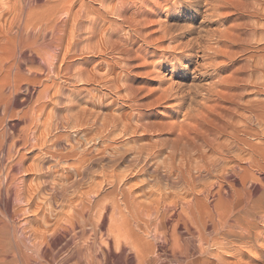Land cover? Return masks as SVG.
<instances>
[{"label": "rangeland", "instance_id": "rangeland-1", "mask_svg": "<svg viewBox=\"0 0 264 264\" xmlns=\"http://www.w3.org/2000/svg\"><path fill=\"white\" fill-rule=\"evenodd\" d=\"M56 1L58 0H32L31 2L28 0L27 2L22 1L24 4H21L25 9L30 7L29 9L35 16L37 14L39 16L40 13V16H43L44 12L47 15L56 10L53 7L59 3ZM83 1L87 3L85 4L86 14L84 13L80 25V28L81 26L83 28L76 29L75 27L77 35L73 40H71L72 32L70 33L73 30L72 21L66 26L67 35L65 34L64 42L71 40L79 44L76 52H72V57L69 59L70 76L67 75L61 79L54 78L60 93L51 100L41 99L39 101L43 102L41 105L43 115L39 117L40 120L38 118L37 121L34 119L32 122L24 117L22 115V111L26 109L24 104L14 106L13 109L18 113L13 116L7 115L6 121L1 123L0 132L5 131L7 135L0 145V160L4 161V156L6 157L4 164L2 162L0 164V171L3 172H0V183L12 170L10 166L18 161L15 158L19 159L20 155H24L25 160L22 166L27 168L33 165V169L21 171L18 174L20 176H18V181L22 176L23 180H21H25L27 185L32 184L36 192L33 194L34 200L30 202H17L14 201V197L5 199L6 201L3 197L0 199V262L1 264H178L172 259L171 253L165 246L156 247V252L160 255L157 258L151 253L152 255L142 261L136 259L135 252H131L130 249L114 250L110 253L97 248L93 255L95 259L90 258V262H86V258H80L75 248L82 241L80 234L75 232L77 230H73L74 234L72 229L67 231V229L54 228H57L58 221H60L58 219L64 217L77 205L78 195L83 187L87 188L91 183L92 175L95 176L101 167H109L111 164L109 150H103L104 153L99 150V147L104 145H102L101 137L104 135L107 137L111 131L105 130L104 126L110 124L111 121L122 124L129 122L128 124L132 127L135 125L133 127L135 132L128 136L116 137L119 141L120 152L129 155L138 145L149 146L152 143L160 144V142L164 143L172 139V136L175 137L178 132L181 122L189 123L195 118V111L192 112L189 107L183 105L184 101L181 97L184 91L198 92V101L196 100L197 102L193 104V108L197 109L198 104H210L213 101V98L203 97L206 92H215L225 87L227 77L232 75L242 78L239 87L244 92H252L259 87L262 89L260 83L264 81V66L261 63L262 60L264 61V0ZM81 3L82 0L77 3L74 11L81 8ZM3 5L7 6L4 3L1 6ZM51 5L53 10L49 9ZM98 8L102 10L101 14L93 12ZM45 9L49 12L47 13ZM37 11L38 13L35 14ZM40 36L43 37V35ZM49 36L48 38L41 37L42 39L38 37L37 42L48 41ZM108 62H112V65L110 66ZM41 77L45 83L51 82L46 81L45 74ZM215 87L218 88L213 89ZM167 88H172V92L162 99L163 101H156L159 94ZM210 88L212 90H209ZM35 96L37 95L32 97L30 104L36 102L37 97ZM1 110L2 108L0 109L2 115ZM26 126H30L34 133L30 135V142H27L29 144L23 145L22 140L17 137L22 135L19 130L26 129ZM28 130L25 131L28 133ZM42 133L43 140H47L45 147H39L37 139L32 136L35 134L37 137ZM31 137L35 138L37 145ZM222 138L226 136L223 135ZM249 139L258 143L261 141L259 138L249 137ZM9 148L11 149L10 158L7 152ZM47 152L64 156L69 163L76 162L77 156L85 154L88 158L86 162L88 174L83 177L81 175L83 173L79 171L80 167L67 166L64 162L58 163L56 159L48 158ZM128 163L125 161L121 169H125L124 165ZM40 168H42L41 171ZM136 171L133 170L132 173L128 171L127 175L136 176ZM192 171L194 173L193 167ZM164 172L165 169L161 166L158 173L161 176ZM150 173L152 175L149 178L148 175L134 177L130 184L144 178L148 182L146 188L148 194H150V187L155 188L158 184L166 185L163 180L157 181L154 176L157 173H154L151 168ZM27 185L26 188H28ZM236 187L240 188L238 185ZM141 192H144V189ZM262 194L259 190L252 196L261 198ZM120 204L121 209L127 213L133 224L134 208L129 203L120 202ZM44 214L47 215V219L44 218ZM107 217L103 223L104 229L108 226H105L108 224L109 215ZM61 220L63 221L62 218ZM44 228L46 232L49 231L46 233L47 239L36 238V234L44 232ZM36 229L37 232L33 231ZM50 232L52 233L49 234ZM19 242L20 245H18ZM237 243L229 246V249L221 250V252L227 250L224 254L227 256L226 259L232 257V254L237 255L243 249L246 251L243 260L245 264H264L257 248H249L241 242ZM28 245L29 247L32 245L33 251L29 247V251L26 250ZM19 248L25 249V253L28 251L30 255L26 254L29 257L22 258L18 251ZM254 251H257V254ZM2 259L6 261H1ZM231 259H229L230 264H232Z\"/></svg>", "mask_w": 264, "mask_h": 264}, {"label": "bare ground", "instance_id": "bare-ground-1", "mask_svg": "<svg viewBox=\"0 0 264 264\" xmlns=\"http://www.w3.org/2000/svg\"><path fill=\"white\" fill-rule=\"evenodd\" d=\"M22 1L27 2L28 0H0V4L7 5L5 7L0 5V109L2 108L1 111H3L2 115L0 114V127L7 115L13 116L18 113L13 109L14 106L25 104L26 109L22 111V115L32 122L34 119L37 121L39 117H42L41 105L43 102L39 101L41 99L51 100L60 93L54 78L61 79L67 75L70 76L69 59L72 57V52H76L79 44V42L71 40L77 35L75 27L76 29L83 28V26L80 28L81 19L84 13L86 14L85 4L87 3L83 0L80 4L81 8L79 7L80 9L77 11H74V8L80 0H58L59 3L56 1L57 6H53L56 10L47 15L44 12L45 16H40V12L39 16L38 14L35 16L29 6L28 9L24 8ZM52 5L49 9H52ZM46 6L49 7L47 4ZM47 11L49 12L48 9ZM93 12L101 14L102 10L98 8ZM70 21L73 25L70 24L73 29L70 31L72 37L69 35L71 40L64 42L67 33L66 26ZM40 35H43L44 38L50 36L48 41L37 42ZM225 36L227 37V35ZM261 63L264 66L263 60ZM43 74L46 75V81H51L50 83H45L42 80ZM90 79L92 80V78ZM226 82L225 87H221L215 92H206L203 97L213 98V101L210 104H198L197 109L193 108V104L199 97L198 92L184 91L185 93L181 97L184 101L183 105L189 107L192 112L195 111V118L189 123L180 121L175 137L172 136V139L164 143H152L149 146L138 145L134 150L132 149L131 154L126 155V153L120 152L119 141L116 137L128 136L135 132L136 130L133 128L135 125L132 127L128 124L129 122L122 124L111 121L110 124L104 126L105 130L111 131L107 137L105 135L101 137L102 145H104L99 147V150L103 153V150H109L111 164L109 167H101L95 176L92 175L91 183L87 188L83 187L79 195L77 194L79 196L77 205L71 207V211L64 217L60 216L63 221L61 218H57L61 223L58 221V225H55L57 228H54L67 229V231L77 230L75 232H78L79 237L82 238L81 243L75 247L80 258H86V262H90V258L94 260L93 255L97 248L110 253L114 250L126 251L130 249L131 252H135L136 259L142 261L152 255L151 253L155 254L157 258L159 253L156 252V247L165 246L171 253L172 259L178 264H230L229 259L231 258L232 264H245L243 260L246 251H243L242 248L237 255L232 254L229 259H226L227 256L224 255L227 250L223 252L225 249H229L232 244L241 242L246 247L257 248L259 257L264 263V81L260 83L262 89L259 87L252 92H244L239 87L242 78L238 76L227 77ZM172 88L163 90L156 101H161L168 96L172 92ZM35 94L37 95L35 96L37 97L36 102L30 104ZM19 116L21 117V114ZM28 127L19 130L22 135L17 133V138L22 140L23 145H26L31 133H34V130L30 129V126ZM24 129H29V132L27 133ZM43 133L37 137L35 134L32 135L37 139L39 147H45L47 143V140H43ZM6 135L5 131L0 132V138H2L0 145ZM223 135L226 138L223 139ZM249 137L259 138L261 141L258 143ZM44 138L46 139V137ZM35 143L37 145L36 140ZM30 147H32L31 144ZM7 152L10 158L11 149L9 148ZM47 157L56 159L58 163L64 162L67 166L80 167L79 171L83 173L81 174L83 177L88 174L86 166L88 158L85 154L77 156V161L72 163H69V160H66L64 156L53 155L50 152H47ZM4 158L6 159L5 156ZM15 159L18 160H15L17 164L11 165L10 169L12 170L6 178L1 180L0 199L3 197V200L6 201L5 199L14 197V201L17 202H30L36 188L32 184L27 185L25 180L22 181V176V180L18 181V174L21 171L33 169V165L27 168L22 166L25 160L24 155ZM4 161L0 160V164H4ZM125 161L129 163L124 165L125 169H121L123 167L121 165ZM161 166L165 172L160 176L158 170ZM150 168L154 173H157L154 175L157 181L163 180L166 185L158 184L155 188L150 187V194H148L146 189L148 182L144 178H140L139 182L133 184L130 182L136 176L148 175L149 178L152 175ZM41 170L42 168H40ZM133 170H137V175L128 176V171L132 173ZM237 185L240 188H237ZM143 189L144 192H141ZM259 190L263 193L262 197L253 198L252 195ZM120 202L129 203L134 208L133 224L127 213L121 209ZM107 215H109V221L105 226H108L104 229L103 223L105 218H108ZM46 216L44 214V218ZM46 227L48 228V226ZM41 230L43 231V229ZM33 231L37 232V229ZM48 232L45 229L44 232L37 233L36 238L47 239L46 233ZM35 233L33 234L35 235ZM38 241L40 242V240ZM30 246L32 247V245ZM2 247L1 249H3ZM28 247L29 245L26 250L29 251L31 247ZM21 249L18 250L21 257H29V252H26L27 255L26 250ZM34 249L36 248L34 247ZM221 250L223 251L221 252ZM257 251L254 253L257 254ZM3 259L1 261L5 262L6 260Z\"/></svg>", "mask_w": 264, "mask_h": 264}]
</instances>
